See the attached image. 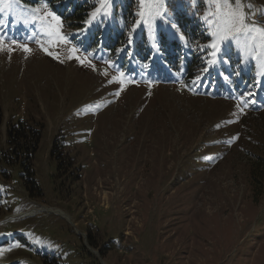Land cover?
Instances as JSON below:
<instances>
[{
	"label": "rangeland",
	"instance_id": "obj_1",
	"mask_svg": "<svg viewBox=\"0 0 264 264\" xmlns=\"http://www.w3.org/2000/svg\"><path fill=\"white\" fill-rule=\"evenodd\" d=\"M25 1L0 0V264H264V182L255 178L257 163L264 167V105L205 95L176 75L128 73L121 52L69 39L131 3V42L145 32L158 53L160 32L179 38L171 12L192 7L211 35L207 70L220 77L221 64L238 61L257 97L259 33L211 47L233 10L228 0H94L83 28L61 21L68 43L57 46L46 31L55 25L47 12L58 13ZM240 10L251 29H264V0H240ZM18 124L41 133L32 161L38 191L11 155L8 130Z\"/></svg>",
	"mask_w": 264,
	"mask_h": 264
},
{
	"label": "trees",
	"instance_id": "obj_2",
	"mask_svg": "<svg viewBox=\"0 0 264 264\" xmlns=\"http://www.w3.org/2000/svg\"><path fill=\"white\" fill-rule=\"evenodd\" d=\"M34 1L45 2L49 8L58 13L63 23L62 29L74 30L83 28L84 22L91 16L94 4V0L92 2L91 0H26L25 3L33 4ZM133 9L135 8L131 3L118 7L110 23H106L105 26H90L88 30L82 31L77 36L72 35L70 38L86 51L102 47L111 55L121 52L122 65L125 68L128 67L129 73H146L150 78L159 77L166 82L176 75L181 78L187 88L205 95L239 99L240 104L245 101V105L254 110H259L260 104L264 105V85L260 87L261 93L257 97L254 96L259 85L249 74L239 75L235 71V66L239 65L238 61L233 64L231 59L229 65H221L220 77L214 70L212 72L211 69L204 70L206 65L202 48L211 35L205 24L196 21V17L200 15H195L192 7L188 11L185 7L176 8L175 11L171 8L174 11L171 14H174L175 24L183 32L185 39L182 41L178 37H171L165 32H160L157 41L158 53L155 52L144 32L133 44H129ZM2 122L3 115H0V145ZM29 129L19 124L10 126L8 144L12 149L11 155H14L16 160L19 159L15 163L19 162L23 170L22 178L25 185L34 192L38 189L32 161L39 148L41 133ZM54 144L56 154L58 141L56 140ZM57 154V158L61 159L62 154ZM61 164L60 162L59 169ZM256 167L260 172L255 178L264 182V167L260 165V162Z\"/></svg>",
	"mask_w": 264,
	"mask_h": 264
},
{
	"label": "snow or ice",
	"instance_id": "obj_3",
	"mask_svg": "<svg viewBox=\"0 0 264 264\" xmlns=\"http://www.w3.org/2000/svg\"><path fill=\"white\" fill-rule=\"evenodd\" d=\"M228 5H229V8L233 10H230L227 12L226 14L227 19L225 22V26L222 28V30H219L213 33V35L216 38V43H213L211 45L213 49H218L220 43L224 41H228L230 37L233 35H236V34L242 35L245 30H249L250 33L251 31L258 32L260 35V38L264 40V29H261L258 27L254 29L250 28L249 22L246 19V15L244 11L240 10V0H228ZM45 7L47 6L45 5ZM156 14L160 15V12L157 11ZM47 17H50L51 20L55 22V25L54 26L49 25L46 31V34L49 36V43L55 44L57 46H59L60 44H67L68 41L66 37L61 33L60 17L55 15L53 12H47ZM137 27H139V25H137ZM171 27L176 30V34L179 36V39L183 41L185 39V36L183 32L179 30L178 26L176 24H172ZM128 42L129 44H131V37L129 38ZM42 49L46 52L47 55L53 56V53L48 48H44L43 45H42ZM24 51L30 52L31 49L25 46ZM72 52L75 53L76 49L73 48ZM53 58L58 59V56H53ZM83 62L84 61H81V63ZM204 70L207 71V68H205ZM118 94L119 93H117V95ZM249 95H252V93H249Z\"/></svg>",
	"mask_w": 264,
	"mask_h": 264
},
{
	"label": "bare ground",
	"instance_id": "obj_4",
	"mask_svg": "<svg viewBox=\"0 0 264 264\" xmlns=\"http://www.w3.org/2000/svg\"><path fill=\"white\" fill-rule=\"evenodd\" d=\"M37 211H40V210L37 209ZM33 213H35V210H32L31 212H29L28 214H25V215H31Z\"/></svg>",
	"mask_w": 264,
	"mask_h": 264
}]
</instances>
